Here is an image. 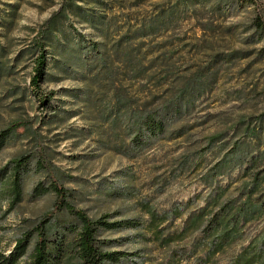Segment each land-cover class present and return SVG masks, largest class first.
<instances>
[{
    "label": "rangeland",
    "instance_id": "obj_1",
    "mask_svg": "<svg viewBox=\"0 0 264 264\" xmlns=\"http://www.w3.org/2000/svg\"><path fill=\"white\" fill-rule=\"evenodd\" d=\"M258 11L264 17V0ZM256 14L240 0H0V131L23 125L0 151V170L34 151L32 139L21 135L29 126L75 191L79 209L92 218H141V228L104 235L117 240L115 251L127 253L120 264H155L161 254L150 242L141 202L165 210L202 192L201 170L191 164L198 153L205 154L203 167L220 158L207 149L213 134L225 133L229 144L252 142L244 129L255 128L264 150V35L253 27ZM50 19L55 33L44 47L45 76L37 88L31 82L38 33ZM133 64L146 74L133 79ZM197 75L204 93L187 118L193 128L185 137L136 160L112 151L104 119L117 95L141 105L150 94L163 97L158 80L168 78L172 92ZM30 167L23 201L5 214L7 204L0 203L5 254L53 207L52 194L31 198L38 182H48Z\"/></svg>",
    "mask_w": 264,
    "mask_h": 264
},
{
    "label": "trees",
    "instance_id": "obj_2",
    "mask_svg": "<svg viewBox=\"0 0 264 264\" xmlns=\"http://www.w3.org/2000/svg\"><path fill=\"white\" fill-rule=\"evenodd\" d=\"M240 1L256 10L253 27L264 35L259 0ZM45 26L38 33V58L31 82L37 88L45 76L44 47L55 33L54 19ZM130 67L133 79L146 74L144 66ZM168 83V78L158 80L155 89L164 93L163 97L150 94L141 105L130 97L116 96L114 111L104 119L115 141L112 151L136 160L160 143L185 137L193 128L187 118L204 93L200 76L181 83L172 92ZM22 126L15 123L0 131V151L11 137L19 135L17 129ZM244 133L252 142L238 139L229 144L225 133L206 138L210 154L222 155L212 166L203 167L205 154L198 153L192 162V170H201L198 181L202 192L165 210L141 202L140 209L147 217L145 229L161 254L155 264H264V224L251 233L253 226L264 223V150L259 151L263 144L255 128H245ZM21 135L32 139L34 151L0 170V203L7 204L4 214L23 201V179L32 165L48 185L38 182L31 198L52 194L54 203L30 231L15 241L8 254L0 251V264H20L25 257V264H120L127 253L115 251L117 240L104 235L141 228V218L114 220L105 214L90 217L76 206L75 191L64 185V176L49 159L41 136L26 125ZM181 165L186 167L187 160Z\"/></svg>",
    "mask_w": 264,
    "mask_h": 264
}]
</instances>
